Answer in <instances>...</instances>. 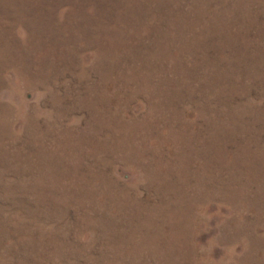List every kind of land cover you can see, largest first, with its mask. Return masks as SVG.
<instances>
[{"label": "rangeland", "instance_id": "374dc122", "mask_svg": "<svg viewBox=\"0 0 264 264\" xmlns=\"http://www.w3.org/2000/svg\"><path fill=\"white\" fill-rule=\"evenodd\" d=\"M0 264H264V0H0Z\"/></svg>", "mask_w": 264, "mask_h": 264}]
</instances>
